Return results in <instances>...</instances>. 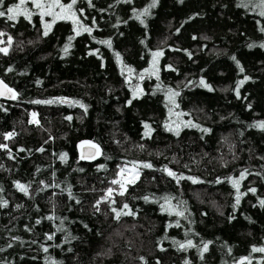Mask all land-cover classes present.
I'll return each instance as SVG.
<instances>
[{
  "label": "trees",
  "instance_id": "trees-1",
  "mask_svg": "<svg viewBox=\"0 0 264 264\" xmlns=\"http://www.w3.org/2000/svg\"><path fill=\"white\" fill-rule=\"evenodd\" d=\"M15 3L4 0L5 7ZM92 3L75 5L91 35L76 36L70 20H57L44 36L39 15L31 22L0 17L6 33L0 47L8 36L13 41L7 55L0 53V78L18 94L0 100V144L8 146L0 148V204L7 202L0 206V264H264V253L252 251L264 247V16L258 0ZM107 40L110 47L100 43ZM156 51L162 53L159 79L151 74ZM169 90L179 93L175 104ZM32 113L38 125L29 123ZM10 132L16 135L5 140ZM82 142L99 145L98 157L81 159ZM142 162L152 168H141L125 195L117 194L111 181L119 169ZM165 166L202 182L178 183ZM245 169L251 174L240 193L247 194L234 208L229 178ZM16 182L29 186L28 195ZM108 188L117 190L115 204L101 202L97 211ZM164 197L187 218L164 211ZM124 203L135 215L117 220L111 209ZM189 239L201 248L211 242L203 259L196 247L173 243Z\"/></svg>",
  "mask_w": 264,
  "mask_h": 264
},
{
  "label": "snow or ice",
  "instance_id": "snow-or-ice-1",
  "mask_svg": "<svg viewBox=\"0 0 264 264\" xmlns=\"http://www.w3.org/2000/svg\"><path fill=\"white\" fill-rule=\"evenodd\" d=\"M87 2H88L89 7H94V5L92 3V0H87ZM117 2L119 3V2H121V0H117ZM123 2H131V0H123ZM28 4H31L32 9H34L35 12H33L32 10H30L27 7ZM76 4H77V0H70V3H67V4H65L63 2V0H18V3H15V4L11 5V6L5 7L4 6V0H0V17H6V19L8 21H16L19 16H24L25 19H28L29 22H31V17H32L33 14L39 15L40 18H41V22H42L43 28H44V31H43V35L44 36H47L49 34L50 29L52 28L53 24L57 20H70L72 22V24L74 25L73 31H74L76 36H79L82 32H87L89 35H91L92 28L84 25L82 23L81 19H80V15H83V9H76L75 8ZM152 6L153 7L155 6V0H153V5ZM109 7H111V5ZM255 7L261 8L260 15L264 16V0H258V3H255ZM102 11H104V10H102ZM147 12H148V9H145L141 13H136L135 14L136 18L140 19V17L142 15H145ZM78 13L80 15H78ZM44 17H51L52 19H51L50 22H48V21L44 20ZM141 23H143L142 20H141ZM93 24H95V19H93ZM261 31H264V28H262ZM5 35H6L5 32L0 31V37H4ZM74 38H75V36H70L68 38V43L65 44L64 49H63L65 54H67L68 49H69V47L71 45V41ZM12 42H13L12 41V37L8 36L7 42H6L7 46L6 47H0V53H4L5 55H7L8 54V49L11 46ZM100 43L107 44L109 47L111 46V41L110 40L100 41ZM0 44H5V41L3 39H0ZM251 46L252 45H250V47ZM261 47H264V45H261ZM89 54H95V53L90 52ZM161 55H162V53L159 52V51H156V52L152 53V57H153L152 70H151V74L152 75H157L156 59L159 56H161ZM189 55H191V54L189 53ZM117 56H118V54H117ZM118 59H119V56H118ZM233 59H235V57H233ZM169 68H171V66H169ZM9 71H11V69H9ZM127 71H128L129 74H131L133 72V69L128 68ZM240 71L243 72V68H241ZM157 79H159L158 75H157ZM245 79H248V78L245 77ZM242 83H243V81L240 82V84H242ZM200 84L204 85L205 87H208L209 90H211L210 86L207 85L203 79H201ZM238 88H239V85H238ZM238 88H237V96L239 97ZM132 91H133L132 99L138 98L137 93L140 91L138 89V87L133 88ZM5 93L9 94V97L11 99H16L17 95H18L11 88H9L7 84H5L2 80H0V96L5 95ZM178 95H179L178 92H175L173 90H169V100L171 101V103L175 104L174 97H176ZM33 102L34 103L51 104V103H54L55 101L54 100H47V101H39V100H37V101H33ZM60 102L64 103V102H68V101L66 99H61ZM71 103L72 104H79L80 107L84 108L85 111H87V106L82 104L80 101H71ZM131 103H132V100L130 99L128 101V104L130 105ZM176 106L178 107V105H176ZM36 115H37L36 113H32V120H30L29 123H34V124H37V125L39 124V121L36 120ZM66 119L71 120L72 117L69 116V117H66ZM188 125L189 126L199 127V125H192L191 121L188 122ZM144 127L147 130L145 132V136H148L150 131H151V127L148 124H145ZM165 127H166V129L168 131H173V129L171 127H169L167 124L165 125ZM259 127L264 128V122H260ZM201 130L204 131V132H208L209 131L208 129H201ZM175 134L179 135V129H177L175 131ZM15 135H16L15 132L7 133V134H5L4 139L5 140L11 139ZM91 147L96 149V153L95 154H100L99 145L93 144V145H91ZM0 148L7 149L8 146H7V144H0ZM21 151H23V149H21ZM39 151L43 152L44 149L41 147L39 149ZM59 158L62 161H66V154H64V153L60 154ZM84 158L85 157L82 155L81 159H84ZM141 168H152V164L148 163V162L133 163L131 168L121 167L119 169L118 176L120 178L119 179H113L111 181V183L113 185H118L119 186V191H118L117 194H119L121 196L125 195V193L127 191V186L135 183L136 180L139 179L140 169ZM81 171H82V169H81ZM163 171H165L168 176L176 179L178 183H179L180 180H183V179H190L192 181V183H194V184L202 182L198 178L185 177V176H183V174H177L174 171H172L170 168H168L167 166L164 167ZM248 174H251V173H249L248 170L245 169V170H242L240 172L239 178H237V179L229 178V180L231 181V183H232V185L235 188L236 193H237L236 199H235V205L233 206L234 208L237 205L240 204L241 195H246L247 194V193H243V194L240 193V183H241L242 180H244L246 178V175H248ZM128 177H131V178H128ZM220 182H222V181H220L219 178H218L217 183H220ZM54 186L55 185H53V187ZM16 187L21 192H23L25 195H28V188H29L28 185H24V184H20L19 182H16ZM114 191H117V190L113 189V188H108L107 189L106 196L103 197L102 200L97 201V203L95 205L97 211H99V204L101 202H110V204H115V200L113 198V192ZM248 191H250L252 193H255L256 189L255 188H250ZM69 194L71 195V193H69ZM143 199L145 201H148L149 198L147 196H145V197H143ZM163 199H164V204H161V208L164 211H169L170 214H171L170 210H172V211H174V214L176 216L185 217V212L184 211L177 210V209L173 208V206L170 203V199L171 198L164 197ZM77 203H79V201H77ZM179 203L183 204L184 202L180 201ZM259 204H260L261 207H264V200H260ZM165 205H168V207L166 208ZM0 206H7V202H3L2 204H0ZM111 210L115 214V219H117V220H119L122 215H135V213L132 212V210L129 208V205L127 203H124L122 205V208L119 209V210H117L116 208H112ZM125 210H127V211H125ZM53 218L54 217H52V216L47 217V219H50V220L53 219ZM185 218H187V217H185ZM37 223H40V221L37 220ZM62 223H63V221H61V224ZM169 226H172V225H169ZM175 226L176 227L180 226L179 221L176 222ZM60 230H63V229L62 228L58 229V231H60ZM53 238H54V234L47 236L48 240H52ZM66 239H67V237H66ZM173 243L178 244L179 248L181 250H187V248L196 247L197 250L200 252V258L203 259V254L208 251V245L211 242H202L203 243L202 248L197 246V245H194L192 243L191 239L187 240L186 244L185 243H180L178 241H173ZM9 246H11V245H9ZM0 250H2V249H0ZM44 251L47 252L48 249L44 248ZM252 251L253 252H262V253H264V247H260V248L254 247L252 249ZM141 259H143V258H141ZM244 259L247 260L248 258H244ZM185 264H189V262L186 261ZM241 264H243V261H241ZM249 264H251L250 261H249Z\"/></svg>",
  "mask_w": 264,
  "mask_h": 264
},
{
  "label": "water",
  "instance_id": "water-1",
  "mask_svg": "<svg viewBox=\"0 0 264 264\" xmlns=\"http://www.w3.org/2000/svg\"><path fill=\"white\" fill-rule=\"evenodd\" d=\"M0 80H2L0 78ZM5 83V82H4ZM6 84V83H5ZM9 87V86H8ZM10 88V87H9ZM12 89V88H11ZM13 90V89H12ZM14 91V90H13ZM0 100H4V101H11L13 99H11L9 97V94L5 93V95L0 96ZM95 143L92 142H85L79 149V156L81 158V156L83 155L85 158L83 160H92L98 157L99 154H95L96 153V149L91 147V145H93ZM97 145V144H95ZM95 154V155H94Z\"/></svg>",
  "mask_w": 264,
  "mask_h": 264
},
{
  "label": "rangeland",
  "instance_id": "rangeland-1",
  "mask_svg": "<svg viewBox=\"0 0 264 264\" xmlns=\"http://www.w3.org/2000/svg\"><path fill=\"white\" fill-rule=\"evenodd\" d=\"M85 142H82L80 145H79V149H80V147L84 144ZM132 166H125V168H131ZM120 177L118 176V179H119ZM128 178H131V177H128Z\"/></svg>",
  "mask_w": 264,
  "mask_h": 264
}]
</instances>
